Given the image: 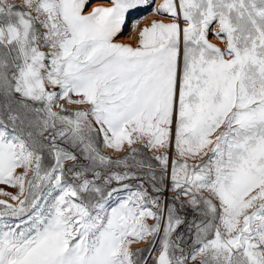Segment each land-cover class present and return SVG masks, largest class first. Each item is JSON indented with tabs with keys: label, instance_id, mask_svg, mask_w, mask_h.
I'll use <instances>...</instances> for the list:
<instances>
[{
	"label": "snow or ice",
	"instance_id": "6c2138e0",
	"mask_svg": "<svg viewBox=\"0 0 264 264\" xmlns=\"http://www.w3.org/2000/svg\"><path fill=\"white\" fill-rule=\"evenodd\" d=\"M110 3L0 0V264H264V0Z\"/></svg>",
	"mask_w": 264,
	"mask_h": 264
},
{
	"label": "rangeland",
	"instance_id": "374dc122",
	"mask_svg": "<svg viewBox=\"0 0 264 264\" xmlns=\"http://www.w3.org/2000/svg\"><path fill=\"white\" fill-rule=\"evenodd\" d=\"M94 1L95 0H87V4H86L85 9H84L85 14H88L89 12H91L96 7H110L111 6L110 0H100L98 2H94ZM160 2H161V0H150L149 6L140 7L136 11L132 12L130 14V16L128 17V21H127L126 25L124 26L122 33L116 37L115 42L131 45L133 47L137 46L140 30H142L145 27L150 26V24L153 21H159L161 19H165V17H162L158 14L153 13V7L156 4H159ZM134 22H138V23H134ZM181 25L183 26L182 21H181ZM215 28H216V24L213 23L210 26L208 39L211 43L223 48L224 45L213 34ZM61 103H64V102L61 101ZM67 107L69 109L74 108V106L70 105V104L67 105ZM105 151H109V150H105ZM120 155H122V153ZM147 155L151 156L152 153L149 152V153H147ZM127 183H130L132 188L134 189L136 184L139 183V181L138 180L137 181H127ZM113 187L120 189V185L116 182L113 183ZM0 188H2L4 191L12 193V194H16V192H17V189L10 188V187L4 186V185H0ZM116 195H119L122 197V196L127 195V192L124 190H120L117 192ZM166 196L170 197L171 193L170 192L166 193ZM0 199L8 200L9 203H13V201H11L7 196L0 195ZM190 217H191V213H189V218ZM142 247H146V244H134L133 245V248H142Z\"/></svg>",
	"mask_w": 264,
	"mask_h": 264
},
{
	"label": "bare ground",
	"instance_id": "6f19581e",
	"mask_svg": "<svg viewBox=\"0 0 264 264\" xmlns=\"http://www.w3.org/2000/svg\"><path fill=\"white\" fill-rule=\"evenodd\" d=\"M98 1H100V0H95L94 2H98ZM94 2H93V3H94Z\"/></svg>",
	"mask_w": 264,
	"mask_h": 264
}]
</instances>
